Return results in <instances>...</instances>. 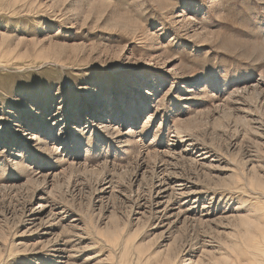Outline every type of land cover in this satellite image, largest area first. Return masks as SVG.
<instances>
[{"label": "rangeland", "instance_id": "1", "mask_svg": "<svg viewBox=\"0 0 264 264\" xmlns=\"http://www.w3.org/2000/svg\"><path fill=\"white\" fill-rule=\"evenodd\" d=\"M185 261L264 264V0H0V264Z\"/></svg>", "mask_w": 264, "mask_h": 264}, {"label": "bare ground", "instance_id": "2", "mask_svg": "<svg viewBox=\"0 0 264 264\" xmlns=\"http://www.w3.org/2000/svg\"><path fill=\"white\" fill-rule=\"evenodd\" d=\"M259 92V91H258ZM52 116H54V115H51V117ZM108 118H111V115L110 116H108ZM108 122H111L110 120L108 121ZM175 132V131H174ZM161 181L162 180H160V183H161ZM42 182H45V180L44 179H42ZM159 182V181H158ZM159 190H158V192L155 194V195H157L158 193H160L163 189L160 187V188H158ZM162 189V190H161ZM45 192H47L46 194H47V196H50V194L53 192H51V191H45ZM182 194V193H181ZM147 197V196H146ZM59 197H57V199H58ZM169 198H170V195H167V201L169 200ZM46 199V198H45ZM56 199V198H55ZM155 200V198L152 196V195H149L147 198H146V200L144 201V203H146V204H148V205H150L151 203H153V201ZM58 201V200H57ZM64 206V205H63ZM67 207V206H66ZM65 212V211H64ZM165 212V211H164ZM179 213H180V211H179ZM164 216V215H163ZM51 247H53L52 249H50L49 251L50 252H52L53 254H58L59 252H60V247H56L55 246V244H53V245H51L49 248H51ZM55 247H56V249H55ZM174 254H173V257H172V255L169 257L170 259H172V258H174ZM182 264H187V262L185 261V262H183Z\"/></svg>", "mask_w": 264, "mask_h": 264}]
</instances>
